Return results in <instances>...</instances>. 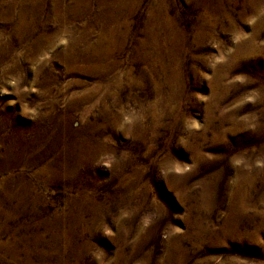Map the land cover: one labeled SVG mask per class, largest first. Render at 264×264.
I'll return each mask as SVG.
<instances>
[{
    "label": "rangeland",
    "instance_id": "374dc122",
    "mask_svg": "<svg viewBox=\"0 0 264 264\" xmlns=\"http://www.w3.org/2000/svg\"><path fill=\"white\" fill-rule=\"evenodd\" d=\"M0 264H264V0H0Z\"/></svg>",
    "mask_w": 264,
    "mask_h": 264
},
{
    "label": "bare ground",
    "instance_id": "6f19581e",
    "mask_svg": "<svg viewBox=\"0 0 264 264\" xmlns=\"http://www.w3.org/2000/svg\"><path fill=\"white\" fill-rule=\"evenodd\" d=\"M55 11H56V13H57V18H58V20H59V24H61L63 27H65V28H67V26L69 25V24H71V20L70 19H68V18H66V17H64V14H62L63 13V11H61V9H58V7L56 6V8H55ZM21 18L23 19V14H21ZM65 31V29H63L62 30V32H64ZM178 35V34H177ZM249 49V52H251V53H253V52H255L254 50H253V48L251 47V48H248ZM73 53V51H71L70 50V52L69 53ZM74 55V54H73ZM76 56H79V55H76ZM69 135V134H68ZM84 142V141H83ZM80 143V142H79ZM23 145V144H22ZM22 147V146H21ZM73 145H72V149H73ZM83 147V146H82ZM76 148V147H75ZM25 149V148H24ZM65 149V148H64ZM78 149V148H77ZM83 150V149H82ZM66 151V150H65ZM75 152V151H74ZM92 152V151H91ZM9 153H11V152H9ZM89 154V153H88ZM76 155V154H75ZM69 156H70V154H69ZM78 157V156H77ZM90 157V156H89ZM62 159V158H61ZM70 159H72V158H70ZM74 159V158H73ZM9 161V160H8ZM70 162V161H69ZM77 162V161H76ZM62 164V163H61ZM66 164V163H65ZM77 165V164H76ZM58 166V165H57ZM62 168L60 169V170H63V171H65V170H67L68 168L67 167H64V166H61ZM70 171V170H69ZM66 172V171H65Z\"/></svg>",
    "mask_w": 264,
    "mask_h": 264
}]
</instances>
